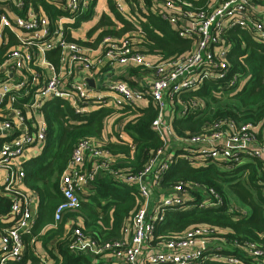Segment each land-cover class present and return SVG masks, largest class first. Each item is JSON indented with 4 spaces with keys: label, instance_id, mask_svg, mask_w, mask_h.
Masks as SVG:
<instances>
[{
    "label": "built area",
    "instance_id": "obj_1",
    "mask_svg": "<svg viewBox=\"0 0 264 264\" xmlns=\"http://www.w3.org/2000/svg\"><path fill=\"white\" fill-rule=\"evenodd\" d=\"M5 1L0 0V3ZM11 1L13 9L0 10V110L15 112L17 118H13L17 120L15 122L17 127L9 123L2 124L5 121L0 123L2 124L0 133L13 135L0 150V185L2 186L0 194L11 198L9 217L13 224L5 228L0 237V264H6L9 260L19 261L22 258L24 247L21 234L30 231L36 217V196L33 192L22 188L21 164L29 148L44 143L46 132L45 124L40 118L35 119L32 125L35 130L30 126H26L23 132L19 130L18 122L25 120L19 110L11 106L14 99L10 94L13 95V92L23 88L27 78H30L32 83L40 84L33 103L26 106L28 111L36 114L54 97L65 100L67 98L64 97L69 95L56 89L51 78L59 82L66 79L67 81L61 86L71 89L76 79L82 80V76H74L75 70L80 67L81 70H86L91 63L94 64L93 59L91 61L88 59L85 48L78 43L67 42L64 38V24L75 22L76 18L87 10L91 0H52L57 7L66 12L55 20H50L42 11L36 12L31 6L25 8L24 0ZM196 1L152 0L151 5L146 6L145 0H113L117 13L137 28L142 21L147 22V19L140 15L141 12L145 14L151 12L171 26L179 37L192 39L193 45L187 54L175 56V59L168 64L162 62L163 60L151 63L150 59L141 52L135 53L129 50L131 44L129 39L123 38L125 35L119 39L110 36L102 39L100 46L106 47L103 57L107 56L120 64L133 63L145 69L154 66L155 70L154 76L149 80L152 81L151 83L139 80L136 88L128 82H114L109 90L113 93L110 103L112 105L100 106L141 107L146 95L149 96L158 109L152 126L164 140L165 148L154 152L137 175L122 177L126 182L135 185L142 200L140 208L124 226L123 236L114 239L115 241H100L91 234H85L79 228H72L69 243L71 250L94 258L114 248L113 255H107L106 261L122 264H206L215 261L217 257L222 264H242L239 254L231 252L220 255L224 243L220 241L221 239L212 238L211 231L204 227L187 230L158 247L148 245L155 225L163 219L166 210H187L194 206L215 209L222 205L220 197L202 185L191 186L192 189L201 191V199L198 201L187 195L181 186L174 187L173 195H159L156 192L161 189L160 182L171 163V150L175 145L181 143L197 147L206 157L221 163L229 159L237 162L249 158H257L264 163V143L257 142L255 124H239L232 120L217 119L203 128L202 132L207 133L191 134L185 139L175 138L171 133L170 122L175 115L172 106L173 97L178 98L184 92L195 91L205 80L222 83V89L235 85L237 74L230 71L225 61L229 53L228 47L222 43V33L225 30L248 31L258 41L264 42V3L255 0H213L207 10L196 13ZM18 12L24 14L19 15ZM30 33L39 36L34 44L24 41L21 36L27 35L28 38ZM10 35L17 38L18 44L3 49ZM57 48L60 52L59 69H64L66 72L64 75L73 76L56 73L54 66L46 59V53ZM38 70L51 72L57 76H48L46 73L45 76L48 77H44ZM70 97L72 100H67L77 114L86 115L98 107L83 111L82 98L71 92ZM6 98L4 108L2 106ZM203 106V100L196 98L191 108L181 115L197 114ZM117 133L120 139L131 146L132 139L121 126L117 127ZM97 146V140H84L74 150L60 178V191L64 201L54 211V224L61 221L65 212L76 211L80 206L79 196L87 195V191L91 188L90 183L95 173L86 174L85 170L82 172L79 168L87 153L104 161L112 160L110 155L109 157L106 155L107 152L98 149ZM187 155V159L192 157L191 153ZM92 172H96V169ZM262 199L264 202V191ZM229 207L228 212L235 211L237 218L246 215L243 208L236 210L233 203ZM232 247L235 250L237 248L242 256L251 259L252 264H264V243L259 245L234 243ZM42 263L52 264L48 259L42 260Z\"/></svg>",
    "mask_w": 264,
    "mask_h": 264
},
{
    "label": "trees",
    "instance_id": "obj_2",
    "mask_svg": "<svg viewBox=\"0 0 264 264\" xmlns=\"http://www.w3.org/2000/svg\"><path fill=\"white\" fill-rule=\"evenodd\" d=\"M255 1L264 3V0ZM145 2L150 5L151 0ZM212 2L213 0H197L196 13L207 10ZM107 3L113 21L103 13L83 39L74 37L73 31L93 16L95 0H91L87 10L78 16L75 22L64 24L65 40L94 49L106 36L119 39L130 33L133 35L141 32V43L145 46L146 53L156 61L185 55L191 50L193 40L179 37L175 30L157 15L141 12L140 15L146 18L147 22L142 21L137 28L117 13L112 0H107ZM24 6H31L36 12H44L50 20L66 14L49 0H24ZM18 14L23 15L24 12ZM222 37V43L229 49L225 61L230 71L237 74L235 85L222 89V83L205 80L195 91L184 92L178 98L173 97L175 115L170 122L171 133L175 138L185 139L191 134L201 133L206 125L217 119L232 120L239 124L257 125V142L264 143V135H260V132L264 134V42L258 41L248 31L225 30ZM6 41L3 49L18 44L13 35ZM59 55L58 48L46 53V59L56 69L59 68ZM38 71L42 76L48 77L45 76L47 72ZM133 71L137 72V69ZM128 83L132 85V81ZM39 85L27 78L23 88L13 92V95L10 94L14 99L11 106L19 110L25 123L35 130L32 125L35 119L40 118L45 124L46 132L44 143L29 148L21 164L22 188L36 196V217L30 231L21 234L24 247L21 260H9L6 264H43L42 260H47L48 253L52 256V264H122L106 261L107 255H113L114 248L94 258L71 250L70 235L72 228H79L100 241H115L114 239L123 236L124 226L140 208L142 200L135 185L126 182L122 177L137 175L154 152L165 148L164 140L152 126V121L157 115V106L146 95L141 107H100L86 115H80L75 112L70 102L54 97L35 114L28 111L26 106L33 103ZM224 95L233 99V103H222L220 100ZM196 98L203 100L204 106L200 112L185 113L182 116V113L191 108ZM6 101L7 98L2 106L4 108ZM217 102L220 103L217 105ZM6 114L7 110H0V122L7 119ZM11 124L17 127L14 120ZM118 126L132 139L131 146L118 137ZM12 137L10 133H0V150ZM84 140H97V148L107 152L106 155H110L112 160L104 161L87 153L79 168L82 172L85 170L86 174L95 173L90 183L91 188L87 195L79 196L80 206L76 211L65 212L61 221L54 224V211L64 201L60 191L61 175L67 168L74 150ZM34 148L40 150L36 156L29 152ZM188 153H191L190 159L186 157ZM171 155V163L160 182L161 189L156 191L159 195H173L174 187L181 186L187 195L198 201L201 199V191L194 190L191 186L202 185L217 194L222 200V205L215 209L194 206L187 210H166L163 219L155 225L148 245L158 247L187 230L204 227L211 231L212 238L221 239L224 243L220 255L234 252L239 254L242 264H252L251 259L242 256L241 252L232 246L234 243H264V163L257 158L237 162L229 159L221 163L206 157L199 148L181 143L174 146ZM105 164L107 166H104ZM95 169L96 172H92ZM232 197L248 208H243L246 211L244 217L237 218L235 211L228 212ZM10 206L11 198L0 194V237L3 230L13 224L9 217ZM68 220L71 224L66 228L65 223ZM53 238H56L54 248L57 255L46 247ZM217 259L219 257L206 264H222Z\"/></svg>",
    "mask_w": 264,
    "mask_h": 264
},
{
    "label": "rangeland",
    "instance_id": "obj_3",
    "mask_svg": "<svg viewBox=\"0 0 264 264\" xmlns=\"http://www.w3.org/2000/svg\"><path fill=\"white\" fill-rule=\"evenodd\" d=\"M49 1L51 2L52 0H49ZM112 2H113V0H112ZM0 5H2V7H0V10H3V9L5 10L7 8H14L11 0H6L3 3H0ZM107 10H108V12H110L109 8ZM93 15H94V13H93ZM100 16H99V18H100ZM92 18H93V16H92ZM92 18L87 20V21H83L81 23V25L73 31V33H72L73 36L77 37L78 39H83V37L86 36L87 31L89 29H91V27H93L95 25V23H97L99 20V18H98L97 21L94 23ZM111 19H112V21L114 20V18H111ZM74 33H75V35H74ZM21 36H22V38H24L23 39L24 41L30 42L31 44H34L36 41H38V37H39L34 33H30V36L28 38H27V35H21ZM141 37H142L141 32H138L137 34H133V35L131 33L127 34L123 38L129 39V44H131L129 46V50L131 52H135V53L141 52L142 54L147 56L148 59H150L149 61L151 63H154V61H156V60H154L153 57L149 56L146 53L147 50H146L145 46L143 45L145 49H143V47L139 46V43H141V41H142ZM74 43H76V42H74ZM192 45H193V43H192ZM82 47L85 48L87 55H88V59L90 61L93 59V62H94V64L91 63L90 67L86 70H81V67L75 70L74 76H82L81 77L82 80L76 79V82L74 84H72L71 89L63 88L61 86L62 84H64V82L67 81L66 79L63 82H59L55 78H51L50 80L54 83V86L56 87V89H60L66 93H69V95L67 97H64V98H67L71 101L72 99L70 97V92L73 94H78L82 98V101L84 103L83 111L91 110L92 108L97 107V106L98 107L93 109V110H97L101 106L112 105L110 103H111V98L113 96V93L109 92L110 86L114 82H120V83H123L122 81L128 82L129 79L125 78L126 74L135 73L134 75H137V76L139 75L138 79H146L147 81H149L151 79V76H154V70H155L154 66H149V67H146V69H145V68L140 67V66H135V64H133V63H126V64H120L119 62L116 63L114 60H111L107 56L103 57L104 53H102V52L106 51V47L101 48L100 45H98L94 49L86 47V46H82ZM100 59H101V61L99 62ZM174 59H175V56H172V57L163 59L162 62H166L168 64L169 62L173 61ZM133 69H137V72H134ZM55 70H56V73L60 72L62 76H73L72 74L64 75L66 73L64 71V69L61 70L59 68L58 69L55 68ZM105 72L107 73L108 76H102ZM10 76H12V74H10ZM48 76H57V75H54L51 72H49ZM84 78L93 79L94 80V87L90 86L84 80ZM149 82L151 83L152 81H149ZM138 83L139 82H136V85H134L133 87L134 88L138 87ZM133 90L137 91V89H133ZM67 99H65V100H67ZM69 100H67V101H69ZM232 100L233 99L228 98L227 95H224L220 101L224 104H229V102H232ZM219 103L220 102H217V105ZM6 115H7V119L5 120V122L1 121V122H3L2 124H5V123L11 124V122L13 120L12 118L13 117L17 118L15 112H13V111H8ZM2 124H0V127ZM18 126H19V130L21 128L20 131H22V132L25 130L26 126L28 127V125L25 122H18ZM203 133H207V132H202L200 134H203ZM29 152L32 156H36L40 152V150L34 148V149H30ZM221 169H223V168H221ZM237 177L239 178L240 175H238ZM163 194H168V193H162V195ZM154 195H155V193H154ZM234 199L235 198H233V200H230V202L235 205L236 210H242V208H244L245 210H248L246 205H244L241 202L235 201ZM149 208L151 209V207H149ZM55 242H56V238L51 239L47 243L46 247L49 249L50 252H54L57 255L56 250L54 248ZM47 259L50 262H53L52 256L49 253L47 254Z\"/></svg>",
    "mask_w": 264,
    "mask_h": 264
},
{
    "label": "crops",
    "instance_id": "obj_4",
    "mask_svg": "<svg viewBox=\"0 0 264 264\" xmlns=\"http://www.w3.org/2000/svg\"><path fill=\"white\" fill-rule=\"evenodd\" d=\"M152 1V0H151ZM149 4H146V6H148ZM151 5V4H150ZM95 7H94V15H93V18H92V20H93V22L95 23L96 21H97V19L99 18V16L100 15H102L103 13L104 14H106V15H108V16H110L111 18H113L112 16H111V13L110 12H108V3H107V0H95V5H94ZM0 7H2V5H0ZM13 9V8H12ZM78 31V30H77ZM77 33V32H76ZM74 35H75V33H74ZM77 38V37H76ZM84 38V37H83ZM139 46H141V47H143V49H145L144 48V46L141 44V43H139ZM135 73H133V74H126L125 76V78H128L129 79V81L131 82L132 81V85L131 86H134V85H136V82H138L139 80H144V81H146L147 82V80L146 79H138L139 78V75L137 76V75H134ZM129 75V76H128ZM102 76H108L107 75V73L105 72ZM141 76V75H140ZM13 120H14V122H17V120L16 119H14V118H12ZM20 130H21V128H20ZM261 134L260 135H264L262 132H260ZM70 220H68V221H66V223H65V227L66 228H68L69 226H70ZM39 247H40V250H42L41 249V246L39 245Z\"/></svg>",
    "mask_w": 264,
    "mask_h": 264
},
{
    "label": "water",
    "instance_id": "obj_5",
    "mask_svg": "<svg viewBox=\"0 0 264 264\" xmlns=\"http://www.w3.org/2000/svg\"><path fill=\"white\" fill-rule=\"evenodd\" d=\"M84 80L92 87H94V80L93 79H88V78H84Z\"/></svg>",
    "mask_w": 264,
    "mask_h": 264
}]
</instances>
